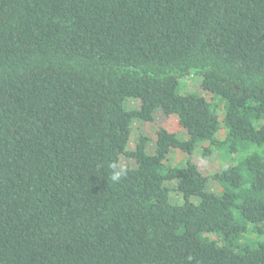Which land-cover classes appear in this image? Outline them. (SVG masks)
<instances>
[{
  "label": "trees",
  "instance_id": "16d2710c",
  "mask_svg": "<svg viewBox=\"0 0 264 264\" xmlns=\"http://www.w3.org/2000/svg\"><path fill=\"white\" fill-rule=\"evenodd\" d=\"M0 264H264V0H0Z\"/></svg>",
  "mask_w": 264,
  "mask_h": 264
},
{
  "label": "rangeland",
  "instance_id": "374dc122",
  "mask_svg": "<svg viewBox=\"0 0 264 264\" xmlns=\"http://www.w3.org/2000/svg\"><path fill=\"white\" fill-rule=\"evenodd\" d=\"M199 76V77H198ZM198 76H194V74H190V76L187 77H183L182 80H180V90L182 92H197L200 91V75ZM200 78V79H199ZM206 97L209 99H212V96L210 97V94L206 93L205 94ZM213 100H216L217 103H219L218 109H217V114L219 115V117L222 119L223 117V111L222 108L220 107V100L218 98H214ZM222 103V102H221ZM127 105L129 107H136L138 106V101L136 100H128L127 101ZM161 109H156L154 111V120L152 122H145V121H140V120H133L132 125H131V134H130V138L127 144V148L128 149H133L136 141L138 139L139 136L141 135H147L149 137V141L147 143V151L148 152H153L155 149V131L158 128L159 125H164L170 129H174L176 134L180 137V138H184L186 136L184 129H182L176 122V115L175 114H171L169 116H175V117H166L162 114ZM225 130L222 129L221 127V131L219 133V136H223L224 135ZM226 150V147H224ZM200 149H201V145H197L195 148L194 153L192 154V160L194 162L196 161V158H200ZM253 150H258V148L254 145H251L248 147V151L251 152ZM222 152L224 153L225 151L222 149ZM172 153V152H171ZM238 155L240 156V153H238ZM172 159L174 162L176 161V163H181L185 160L186 154L183 153L180 150L175 151L174 154H172ZM239 158L238 157H232V158H225L222 157L221 153L219 151H214L212 152V154L202 160V159H198L200 162V167L202 169V171L204 172L205 175H208V180H207V184H206V188L209 190H213V191H219L220 190V185L217 182V180L213 179L211 176L212 174L217 171L219 166H223V165H227L228 163L230 164L231 162H237ZM132 160H128L126 157H121L120 163L121 166H125L127 163H131ZM172 163V162H171ZM175 164V163H174ZM169 185L170 188H175V181H170L167 183ZM171 200L173 201H180V194L176 193L175 189L171 191ZM192 200L197 201L198 198L197 197H192ZM252 237V241L254 240H258L260 237H257L255 235H250V234H246V238L251 239Z\"/></svg>",
  "mask_w": 264,
  "mask_h": 264
},
{
  "label": "clouds",
  "instance_id": "9594fccd",
  "mask_svg": "<svg viewBox=\"0 0 264 264\" xmlns=\"http://www.w3.org/2000/svg\"><path fill=\"white\" fill-rule=\"evenodd\" d=\"M118 176H119V173H117V174H116V176H113V177H112V179H114V180H115V179H117V178H118Z\"/></svg>",
  "mask_w": 264,
  "mask_h": 264
}]
</instances>
